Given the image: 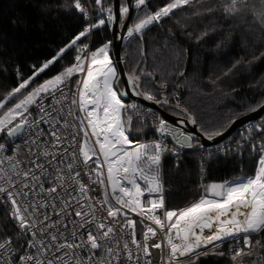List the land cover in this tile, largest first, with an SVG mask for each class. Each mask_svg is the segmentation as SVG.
I'll return each mask as SVG.
<instances>
[{"label": "snow or ice", "instance_id": "obj_1", "mask_svg": "<svg viewBox=\"0 0 264 264\" xmlns=\"http://www.w3.org/2000/svg\"><path fill=\"white\" fill-rule=\"evenodd\" d=\"M150 2L92 0L93 17L83 0H74L85 26L0 99V138L31 130L25 148L0 142V205L19 229L15 238L0 235V264H121L122 255L125 264H141L142 257L150 264L151 250L163 251L165 246L164 264H199L209 253L227 255L231 264H264V257L250 252L254 243L264 247L260 239L253 241V236L264 235V122L246 130V146L256 154L251 175L208 183L190 205L170 209L163 195V154H175L177 145L202 147L179 126L196 125V119L188 117L170 127L154 115L155 141L130 138L134 114L140 122V108L125 98L135 95L156 103L158 97L141 90L147 82L140 74L121 78L112 40L89 51L86 38L101 30L119 28L130 39H142L152 26L200 0H170L155 11ZM247 7L248 0H226L224 11L234 15ZM258 15L264 24V11ZM71 50L76 52L71 64L37 83V77ZM160 103L170 101L165 97ZM261 110L264 98L251 107ZM200 131L209 140L223 135L222 128ZM160 137H171L173 149ZM21 152L25 160L19 158ZM138 225L142 239L137 238ZM158 234L164 239L149 245ZM21 239L24 244L18 243Z\"/></svg>", "mask_w": 264, "mask_h": 264}, {"label": "trees", "instance_id": "obj_2", "mask_svg": "<svg viewBox=\"0 0 264 264\" xmlns=\"http://www.w3.org/2000/svg\"><path fill=\"white\" fill-rule=\"evenodd\" d=\"M74 0H0V99L20 79L58 53L83 27L84 20L72 6ZM92 2V0H91ZM170 0H151L155 11ZM226 0H200L194 8L177 10L176 15L152 26L142 39L122 41L120 56L126 74H140L146 81L144 92L154 93L157 104L174 116L185 117L181 109L197 121L196 127L224 131L235 119L246 115L264 98V24L260 22L264 4L248 0V7L234 15L224 11ZM212 8V11H205ZM199 11L200 14H193ZM111 40L110 32L99 31L92 38V48ZM75 50L37 77V83L55 76L69 65ZM169 105H161L163 98ZM130 104V102H127ZM179 104L180 110L173 106ZM178 113H180L178 115ZM248 123L229 138L224 153L204 152L205 179H199L196 150H183L179 165L167 155L164 161L165 203L168 208L190 205L201 194L204 184L234 180L251 175L256 154H250L245 139ZM145 126V127H144ZM133 117L132 139L151 135L147 125ZM251 129V128H250ZM251 135L258 136L256 132ZM2 140V138H0ZM223 145H227L225 142ZM219 148V147H218ZM17 230L0 205V235L15 238ZM264 235L253 236V241ZM223 250L228 253L225 243ZM219 251V249H217ZM251 255L264 257V247L253 244ZM250 257H245L249 259ZM199 264H231L228 256L209 253Z\"/></svg>", "mask_w": 264, "mask_h": 264}, {"label": "built area", "instance_id": "obj_3", "mask_svg": "<svg viewBox=\"0 0 264 264\" xmlns=\"http://www.w3.org/2000/svg\"><path fill=\"white\" fill-rule=\"evenodd\" d=\"M83 3L85 4V6L88 9V13L90 15H92L93 17H95V9L92 7L91 0H83ZM90 22L91 21H89V23ZM85 23H86V21L84 20L83 27L85 26ZM92 38H93V36L86 38L87 39V42H89L90 45H91L89 51H91L92 49H94V48H92ZM75 54H76V52H75ZM17 77L20 78L21 76H17ZM73 78L75 79V77H73ZM73 91H74V89H73ZM132 103L133 102H130V104H132ZM139 108H140V113H139V121L140 122L139 123L142 124V125H147L148 128H149V130H150V133H151V135L149 137H144V133H140L141 136H142V138H140L139 141L140 142H145V141L152 142V141H155L158 138V134L154 130L156 124H155V121L153 119V116L155 115V116L159 117V115L155 111H153V110H151L150 113H147V115H145V113L147 112V110L149 108H146V107H143V106H139ZM133 117H134V119H136V115L135 114H134ZM262 122H264V114L261 117H259L258 119L249 122L248 123L249 124L248 125V128L250 129L254 125H258L259 123H262ZM169 125H170V127H177L178 126V120H174L173 122H169ZM30 132H31V130L25 129V130H22L21 133L18 134L17 137H14L12 139H9L7 136L2 137V140H0V142L9 145V147H11V145L13 143H15V144L19 145L21 148H25V142H26V140L31 138ZM229 138L226 141H224V142H222V143H220L218 145L211 146V147H206V148H201V149L197 150L198 151V158H199V179L201 181H203L205 179V173H206L205 172L204 162H203L204 161L203 160L204 152L207 151V150L218 149L217 151H220L221 153H224L227 150V148L229 147V145H230V141H228ZM44 139H48V138L45 137ZM77 139L79 140V137H77ZM160 139L163 140V142L167 145V147H168L169 150L173 149V144L170 142V137H160ZM225 142H227V145H223ZM71 150L78 151L77 148H73ZM181 152H182L181 149H177L176 148V153L175 154H173L171 151L165 152L163 154L162 169H161V178H162V183H163V195H164V198H165V186H164V161H165V158H166L167 155H169L173 159L174 167L177 168L178 165H179V159L181 158V155H182ZM8 154H11V152H9ZM19 158L21 160H25V152H21L19 154ZM78 160H79V157H78ZM202 169H203V172H202ZM87 179L88 178L85 176V180H87ZM100 214L106 217V212L102 211ZM133 218L139 220V217L133 216ZM11 222H12V225L15 227V229L18 232L19 229L15 226V223L12 220H11ZM138 230H139V225H138L137 232H138ZM117 236H119V229L118 228H117ZM137 238L138 239H142V233H141V231H140L139 234L137 233ZM163 239H164L163 234H158L154 239H149L148 244L149 245H152V244H155L157 241L163 240ZM18 243L19 244H24L25 241L23 239H21V240L18 241ZM227 246H228V250H229V245L227 244ZM157 257H159V261L158 262L155 261V259ZM147 259L150 261V264H164V261L166 259L165 254H164V249H163V251H159V250H156V249H152L151 250V256L148 257ZM121 264H125V262L123 260V255H122V258H121ZM141 264H144V258L143 257L141 258Z\"/></svg>", "mask_w": 264, "mask_h": 264}, {"label": "water", "instance_id": "obj_4", "mask_svg": "<svg viewBox=\"0 0 264 264\" xmlns=\"http://www.w3.org/2000/svg\"><path fill=\"white\" fill-rule=\"evenodd\" d=\"M110 36H111V40L113 41V45H112V49H111V54L112 56L115 58L116 64H117V68L119 73L121 74V78L126 77L127 74L123 68V64H122V58L120 56V49H121V44H122V40L120 39V37L124 36L125 32L122 31L119 28H113V30H110ZM126 102H133L136 103L139 106H143L146 108H149L153 111H155L159 117H163L165 120H167L168 122H173L174 120H178V121H183L186 120L188 117H192L189 113L184 112L182 113L185 117H175L169 113H167L164 109H162L157 103H153L147 100L142 99L141 97H137L135 95H130L128 97L125 98ZM264 114V110L261 111H252L246 115H243L237 119L234 120V123H231L224 131H223V135L221 136H217L215 139L213 140H209L206 137H203L198 128L196 127V125H192L190 123H186L183 124L180 127H183V129L186 132L192 133L195 137L196 142H198L199 144L202 145L201 148H206V147H211V146H215L218 145L224 141H226L238 128H240L241 126L254 121L256 119H258L259 117H261ZM9 138V137H8ZM14 138V137H12ZM9 138V139H12ZM170 142L173 144V140L170 137ZM177 149H181L179 148V146H176ZM199 148V149H201ZM197 148H193V149H186L184 148L183 150H199ZM155 261H159V257H157L155 259Z\"/></svg>", "mask_w": 264, "mask_h": 264}, {"label": "rangeland", "instance_id": "obj_5", "mask_svg": "<svg viewBox=\"0 0 264 264\" xmlns=\"http://www.w3.org/2000/svg\"><path fill=\"white\" fill-rule=\"evenodd\" d=\"M123 37H124L123 42H126V41L130 40V38H128V37L126 36V33L124 34ZM121 58H122V57H121ZM122 61H123V58H122ZM17 76H18V74H17ZM17 76H16V78H17V79H20V78H18ZM19 76H21V75H19ZM156 103H158V102H156ZM173 108H174L175 110H180L179 108H176L175 106H173ZM77 114H78V113H77ZM175 117H177V115H175ZM179 117H180V116H179ZM141 125H142V124H141ZM142 126H144V125H142ZM144 127H145V126H144ZM140 138H142L141 135H140ZM140 138H139V139H140ZM182 151H183V150H182ZM181 154H182V152H181ZM205 185H206V184H204V185L202 186V188H201V193H202V191H203V187H204ZM140 231H141V230H140V228H139V230H138L137 233L139 234ZM167 251H168V250H167V247L165 246V248H164V254H165V257L167 256Z\"/></svg>", "mask_w": 264, "mask_h": 264}, {"label": "flooded vegetation", "instance_id": "obj_6", "mask_svg": "<svg viewBox=\"0 0 264 264\" xmlns=\"http://www.w3.org/2000/svg\"><path fill=\"white\" fill-rule=\"evenodd\" d=\"M167 113L173 115L172 113H170L168 110L164 109ZM174 116V115H173ZM179 126H182V125H179Z\"/></svg>", "mask_w": 264, "mask_h": 264}]
</instances>
